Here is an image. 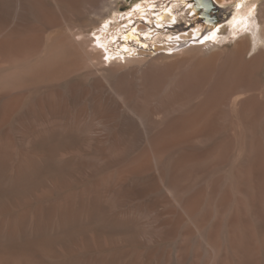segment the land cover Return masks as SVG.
<instances>
[{"label":"bare ground","instance_id":"1","mask_svg":"<svg viewBox=\"0 0 264 264\" xmlns=\"http://www.w3.org/2000/svg\"><path fill=\"white\" fill-rule=\"evenodd\" d=\"M101 1L65 3L76 15L87 16L96 14ZM189 1L175 0L159 9L154 2L139 4L122 20L126 25L110 38L98 39L90 38L95 20L65 29V20L49 12L28 20L22 0L9 2L8 21L0 19V55L15 58L38 51L46 33L62 36V43L71 39L77 47L91 48L82 47L90 63L88 79H75L77 71L60 65L62 81L18 114L14 131L5 126L24 97L0 91V264H172L165 249L154 244L183 226L204 232L214 204L230 201L229 190L221 195L217 184L192 186L189 177L196 168L214 166L225 156L219 140L225 127L223 105L250 114L264 109V3L257 8V0H246L242 9L245 0H213L239 5L233 19L237 29L220 47L211 41L191 42L217 26L213 19L208 28L200 24L175 37L165 34L162 28L178 22V11ZM201 3L189 2L181 17L198 13ZM254 14L260 27L243 35L242 19ZM159 33L165 37H154ZM178 44L186 47L178 49ZM151 45L156 54L147 51ZM136 51L142 57L132 58ZM131 62L135 63L126 65ZM61 84L66 86L63 93ZM157 86L163 100L154 107L150 91ZM81 148L84 153H77ZM66 151L70 159L57 163L54 156ZM7 175L12 182L5 186ZM152 195L173 204L145 220L143 210L155 206ZM108 212L113 227L94 230L91 221L108 218ZM222 221L215 219L208 239L215 259L220 243L214 237ZM231 244L240 262H249L256 253L249 240L232 239ZM183 258L177 257L175 264H182Z\"/></svg>","mask_w":264,"mask_h":264},{"label":"rangeland","instance_id":"2","mask_svg":"<svg viewBox=\"0 0 264 264\" xmlns=\"http://www.w3.org/2000/svg\"><path fill=\"white\" fill-rule=\"evenodd\" d=\"M10 1L13 0H0V11L2 12V16L0 12V19H5V22L8 21V18L11 14L9 8ZM22 1L25 4V7L27 8L25 15L26 17H28V20H33L35 18L41 17L42 15H47V13L49 12L48 14L57 17L58 21L61 20L62 22H64L65 20V29L68 26H71L72 24V27H74V25L76 27L81 23L83 26H87L91 21L95 20L97 23V27H94L92 29V32L90 33V38L98 39L101 35L105 38H110L111 32L118 31L120 27L126 25L127 22H123L122 20L128 15H132L129 12L132 10L133 7H135V5L137 7L139 4H144L146 2H154L155 5H159L158 7H156L159 9L161 4H167L170 0H103L100 2L102 8L100 7L96 14L95 12H93L94 14L91 13L92 15L88 14L87 16L76 15V13H74V11L70 9L69 6L65 3V0H27V3H25L26 0ZM174 1L175 0L169 3L168 6L173 4ZM189 2L191 3V1ZM189 2L185 5L184 8L178 11V14H180V19L178 20V22L173 25H168L162 28L166 31V35H170L173 32H175L177 35L181 33H186L190 30L198 28L197 26L200 24L206 26L203 22L199 20L197 22L191 21V19H189V13L186 18L181 17L182 14H186L184 13V10L189 5ZM256 3L257 8H259L264 3V0H257ZM217 5H220V9L224 12L222 16L214 15V21L218 25L216 27H213V29L211 30H204V32H202L201 36L198 37V39L192 40L191 42L203 43L205 41H211L212 44H217L222 47L225 44V42H221L222 39L227 38L228 36H232V29H237V27L233 23V19L236 16L238 10L237 6L239 5H237V3H217ZM246 5L247 1L245 0L244 3L240 6L243 9L246 7ZM1 6L3 7V9ZM48 6L51 7V9L48 8ZM123 13L127 15L123 17ZM138 18V16L134 17V19ZM191 18L193 19L195 17L192 16ZM134 19L131 20L135 21ZM242 20L243 21L241 22H244L246 24V26L244 27L245 30H243L242 32L244 33L243 35L251 34L252 30L255 31V28L259 26V18L255 14L249 15L247 19L243 18ZM248 20L249 23L247 22ZM252 22H254V24ZM139 23L141 22H136L134 26H137ZM252 27L253 29H251ZM244 31H246V33ZM0 33L1 40L3 33L1 31ZM51 35H47L46 33V37H44L43 40V42L46 41L45 44L42 43V46L38 51H31L32 54L30 53V51V54H28V51H25L24 53H22L23 56L19 55L14 58V56H10V54L8 55L4 53L5 59L3 54L0 55V91L6 90L12 94L22 95L20 96L22 98L24 97L22 99L23 103L21 104L18 112L12 117L13 121L11 120L5 126V128H9V130L11 129V131L15 130L16 123L19 119L18 114H22L23 110L27 108L31 101H34V99H37L38 97L45 96V94H47L53 89L52 84L57 83L59 79L60 81H62L61 75L63 73L60 71L62 69L61 67H63L62 64L65 63L64 66H69V70L71 73H76L77 71L75 79H82L83 81H86L88 79L86 77V72L90 66V63L89 60L85 58L87 56L83 51V48H88L86 47L87 44H84V46L77 47L79 45L73 42V40L71 42V39H69L70 41L67 40L66 43H62V36L58 35L57 33H53ZM154 37H158L159 39L165 36L163 33H159L156 34ZM231 42H233V40ZM56 43L60 44L57 45ZM226 43L230 44L229 41ZM179 44L177 46L178 49L186 47V45L182 46ZM93 45H96V43H93ZM89 47L91 48V46ZM151 48L152 49H148L147 51L153 53L155 52L154 54H156V49H154L152 45ZM61 49L64 51H62ZM60 51L62 55L59 54ZM161 52L162 51H157V53L159 54ZM25 53L27 55H25ZM45 55L47 57H45ZM131 57L139 58L142 56L139 54L138 51H136L135 54ZM145 57L147 59H150L152 55H146ZM105 58L106 57H104V59ZM134 63L135 62H131L126 65L130 66ZM70 64L72 66H70ZM60 65L62 66L60 67ZM55 70H58L59 72ZM83 70L84 72H81ZM35 76L38 77L36 78ZM81 76L84 77V79L81 78ZM40 77L43 78L41 79ZM34 79L36 82H38V84L33 81ZM36 79L39 81H37ZM40 80L43 81H41L40 83ZM134 82H136V84L139 83L136 78H134ZM164 82H166V80ZM164 82L162 79V83ZM27 83L29 85H27ZM158 87L159 86L153 88L150 91L151 106L155 105L157 101L163 100L160 88ZM59 89L63 93L65 92L66 86L61 84ZM238 94L239 93H236L234 96ZM154 107H156V105ZM222 108L224 112L223 118L226 128L224 127L222 129L219 136V140L222 141L225 147V156L220 162H215L214 166L208 167V165H204L202 167L196 168L192 176L189 177V182L193 184L192 186H195L197 184L204 185L206 183L208 185L217 184L219 186L221 195L225 193L226 190H229L231 192V199L229 202L222 206L218 205L217 203L214 204V206L212 207L213 217L208 221L206 230L204 232L189 230V228H186L187 226H183L184 228L182 227V229L177 231L174 235L166 238L163 241H158L154 244L156 247L165 249V251L168 253L169 257L172 260V264H175L177 257L179 256L184 257L182 264H243L244 262H240L235 256V251L231 244L232 239L249 240L252 242V245L256 250V253H254L253 258L249 261L250 263L247 262L244 264H264V109L250 114L240 112L238 110L229 111V108L228 106L226 108V105H223ZM262 108H264V105ZM155 109L156 112H159L161 108L157 107ZM230 112L233 114H231ZM248 118L250 120H248ZM226 140H228V142ZM224 141H226V143ZM227 143H229V145ZM76 152L79 154H81L80 152H82V154L84 153L82 148L78 149ZM70 154L71 152L66 151L59 155H56L54 156V158L58 156V160L55 159V161L57 163H65L67 160L70 159ZM244 167L246 169H244ZM6 177L4 179V185L8 186V184H11L12 178L10 176L8 177V175ZM150 200L155 203V206L151 209L149 208L143 210L141 216L145 220L152 219V217L158 212L170 208V206L173 204L162 195H152L150 197ZM217 217H222L223 223L216 236L214 237V239L219 240L220 243V253L219 256L215 259L213 248L209 244L208 239L211 238L210 233H213L216 228V224L214 222ZM231 221H234L233 223H235L236 225L231 223ZM113 224L114 220L112 219L109 212L108 218H100L91 221V227L94 230L108 228L109 231L113 227Z\"/></svg>","mask_w":264,"mask_h":264},{"label":"water","instance_id":"3","mask_svg":"<svg viewBox=\"0 0 264 264\" xmlns=\"http://www.w3.org/2000/svg\"><path fill=\"white\" fill-rule=\"evenodd\" d=\"M173 0L169 1L171 3ZM202 1L201 4L198 5V13L193 14L192 16L198 17L199 16V21L203 22L206 25V28H208V20L213 19L212 12L214 11V8L216 7V4L214 3L213 0H199ZM195 2V0H194ZM136 9H133L132 11L134 12ZM192 16H189V19L192 20ZM218 25V24H217ZM175 32H173V35Z\"/></svg>","mask_w":264,"mask_h":264},{"label":"flooded vegetation","instance_id":"4","mask_svg":"<svg viewBox=\"0 0 264 264\" xmlns=\"http://www.w3.org/2000/svg\"><path fill=\"white\" fill-rule=\"evenodd\" d=\"M193 2H194V0H191V3H193ZM219 6H220V5H217V4H216V7H215V9H214V11H213V14H212V16H213V20H215V19H214V17H215L214 15H216V14H215L216 9H220V8H221V7H219ZM189 14H190V13H189ZM191 16H192V15H191Z\"/></svg>","mask_w":264,"mask_h":264},{"label":"trees","instance_id":"5","mask_svg":"<svg viewBox=\"0 0 264 264\" xmlns=\"http://www.w3.org/2000/svg\"><path fill=\"white\" fill-rule=\"evenodd\" d=\"M223 13H224V12H223L221 9H216L215 14H216L217 16H222Z\"/></svg>","mask_w":264,"mask_h":264}]
</instances>
